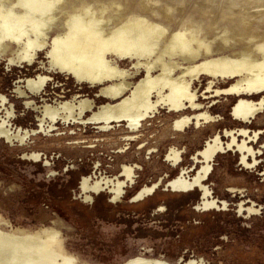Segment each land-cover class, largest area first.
<instances>
[{
  "label": "rangeland",
  "instance_id": "rangeland-1",
  "mask_svg": "<svg viewBox=\"0 0 264 264\" xmlns=\"http://www.w3.org/2000/svg\"><path fill=\"white\" fill-rule=\"evenodd\" d=\"M55 1L23 0V4L34 6L36 9H26V14L42 17L37 21L48 26L49 21L41 12L52 11ZM73 1L94 8L119 4L125 12L136 14V11L164 24L173 32L196 28L200 35L214 40L213 55L231 54L264 42V0ZM0 20L1 24L7 25L6 19ZM132 25L146 29L139 22ZM51 30L46 36L49 42L57 33L63 32L62 21L58 20L50 33ZM227 35L238 40L235 46L223 43V37ZM67 36L71 37V34ZM251 37L258 42L250 46L248 40ZM91 44L92 41H89L88 46ZM17 46V42L10 43L0 55V93L7 95L10 103L16 106L14 117L17 118L13 126L36 128V114L24 109L25 100L17 98L14 91L18 81L27 77L44 73L53 78L41 93L44 98L40 94L35 95L38 104L54 103L79 94L96 98L97 88L80 85L71 76L48 70V43L36 50L34 66H30L32 63H9V56L5 55L12 53L11 49ZM112 58L117 59L115 56ZM118 62L121 67H132L128 60L118 59ZM245 64L256 66L247 61ZM140 77L138 75L133 81L138 82ZM212 80L211 77L201 76L191 83L203 109L216 115L214 118L218 120L213 124L202 123L199 129L194 125L185 130L170 127L176 114L171 115L167 109H161L155 118L150 116V121L137 133L139 139L131 144L127 140L119 141L124 136L122 134L97 133L93 126L80 131L68 130L66 136L63 129L68 123L61 121L57 126L62 130L57 133H40L13 144L0 140V217L7 221L2 228L9 224L19 226L14 229L18 233H30L34 232L31 229L54 223L52 228L58 230L59 227L67 250L90 264H119L135 254L166 262L182 258L188 261L198 257L205 264H264V154L258 157L254 167L242 170L240 155L233 150L214 157L206 185L215 198L221 202L227 201L228 206L222 203L226 210L199 208L198 191L176 193L165 191V186L163 190L159 187L139 200L130 199L144 184L155 183L162 177L174 179L179 174L177 163L172 164L168 160L171 148L178 147L180 164L191 168V159L197 150L203 148L209 136L214 132L242 127L231 115L236 98L214 96L215 89L224 88L229 83L221 78L214 79V89L208 91ZM249 98L256 100L258 96ZM96 101L100 104L107 100L96 98ZM70 126L73 128V123ZM249 127H264V113L257 115ZM80 135L84 138L74 140L73 137ZM62 136L63 139H59ZM88 142L92 145L89 146ZM122 143V148L117 147ZM260 143L261 140L256 148ZM154 144L157 146L150 148L152 152L148 149L137 150L142 145L147 147ZM32 152H37L41 157L27 159V154L31 156ZM124 165L138 170L134 183L125 190L119 201H111L109 193L94 195L90 203L81 200L78 188L81 176L90 174L96 166L93 171L101 168L97 171V175L102 174L99 180L111 179L116 182V176L123 171ZM229 186L240 189L236 194ZM243 198L253 201L258 210L239 216L236 204Z\"/></svg>",
  "mask_w": 264,
  "mask_h": 264
},
{
  "label": "flooded vegetation",
  "instance_id": "flooded-vegetation-1",
  "mask_svg": "<svg viewBox=\"0 0 264 264\" xmlns=\"http://www.w3.org/2000/svg\"><path fill=\"white\" fill-rule=\"evenodd\" d=\"M79 4L74 1L71 2V0H63L60 4L56 3L52 11L44 10L43 13H46L45 15L50 18V23L46 26L37 21L42 17L29 15L30 13L26 14V9L35 10L34 6L24 5L23 0H0V19L4 18L8 21L0 37V55L4 53L10 43L17 42V48H12V53L5 55L9 56L7 58L9 63H26L25 65L32 63L30 66H34L36 50L48 43L49 46L46 49H48L47 53L50 61L47 68L50 72L63 73L74 78L80 85L87 84L91 88H97L96 98H104L107 101L98 104L95 97H85L79 94L69 99L56 100L54 103L38 104L39 101H36L37 97L35 95L40 94L42 98L41 93L46 90L45 85L53 78L51 75L44 73L27 77L18 81L14 91L17 98L25 100L23 103L24 109L36 114V128L13 126L14 120L17 118L14 117L16 106L10 103L11 100L7 95L0 93V140L7 144H13L26 141L32 135L36 136L40 133L46 135L49 132L57 133L62 130L57 126L61 121L63 124L68 123V126H64L63 129L66 136L68 130L80 131L82 128L93 126L97 133L116 132V134H122L124 136H121L119 141L127 140L131 144L132 141L139 139L137 133L145 127L146 122L150 121V116L155 118L161 112V109H167L171 115L176 114V118H174L170 127L185 130L186 127L194 125L199 129L202 123L213 124L218 120L214 118L216 115L203 109L197 91L193 89L191 83L197 77L198 79L201 76L211 77L213 80L208 86V91H212L214 89V79L221 78L229 85L215 89L214 96L224 95L236 98L235 104L231 108V115L242 127L225 129L223 132H214L209 136L203 148L197 150V154L191 159V168L183 167L180 164L181 154L178 147L171 148L168 160L172 164L177 163L180 170L179 174L174 179H163L162 177L155 183L144 184L136 191V194L130 196V199L131 201L139 200L154 193L159 187L163 190L165 186V191L176 193L198 191L199 208L226 210L222 207V203L228 206L227 201L221 202L219 198H215L211 194L209 187L206 185V179L211 172V162L219 153L233 150L235 154L240 155L239 165L241 170L254 167L258 157L264 154V127L258 129L249 127L257 115L264 113V70L243 72L242 70L226 68L217 69L212 61L219 58H225L221 62L226 61L227 63L235 60L241 61V58L246 56L241 57L240 54L245 53H235L239 51L236 50L233 51L236 55H233V52L231 54L213 55L212 45L214 40L203 37L196 28L192 29L198 37L192 40L174 36L182 29L176 31L172 36H169L167 31L164 33L165 35H162V32H160V35L147 34L148 29H161L164 24L159 22L149 24V18L138 14L136 11V14H130L129 11L125 12L124 7L119 4L103 5L97 8L92 5ZM12 20L22 21L23 23L13 22ZM58 20L62 21L63 32L57 33L53 38L58 37L60 39L58 44L61 46V50L59 49L61 53H57L56 48L52 52L55 43L52 44L49 40L46 41L49 30L52 29L50 33L54 30ZM0 21L2 22V20ZM137 22L144 24L146 29L142 26V28H139L132 25ZM75 25L77 28H75ZM1 28L2 26H0ZM68 34H71V37H68ZM229 38L228 42L225 43L223 40V43L228 46H235L238 40L233 37ZM255 39V37H251L248 40L250 46L252 43L258 42ZM106 40H108V44L103 46L106 44ZM239 40H242V38ZM89 41H92L91 46H88ZM258 45L259 43L254 47L244 49L249 53L247 58H255L251 54L257 51V48L260 47ZM107 46L116 47L117 49L113 50L114 52L111 54L104 53L101 55L103 51H106L105 47ZM51 54L55 57L54 59L51 58ZM262 54H264V48ZM113 56L117 59H113ZM247 58L245 61L252 62L248 61ZM118 59L128 60L131 62L132 67H121ZM138 75L141 76L140 80L134 82L133 79ZM19 83H22V85H19ZM227 89H230L232 93L223 94L222 91ZM249 96H258V98L255 100L249 98ZM132 97H134L135 102L133 106L127 108V113L109 116L95 115L103 105H115ZM70 123H73V128ZM74 133L79 134L77 131ZM73 138L75 140V138L82 139L84 137L80 135ZM59 139H63V136ZM260 140L261 143L256 148ZM82 143H86V141ZM87 144L92 145L91 142ZM119 145L117 147L122 148L123 143ZM156 146L157 144L148 145L147 147L142 145L137 150H150V148ZM27 156L29 157L27 159L41 157L37 152H32L31 156L29 154ZM99 162L100 160L97 161V163ZM94 168H92L90 174L81 176L78 181V188L81 191L80 198L83 201L87 200L86 202L89 203L93 200L94 195L101 193H109L110 200L113 202L119 201L125 190L134 183L136 170H138L136 167L124 165L123 171L116 176L117 181L115 182L111 179L99 180L102 174L97 175V171L101 168L98 167L93 171ZM173 182L177 183L180 188L185 189L172 190L169 184ZM229 188L234 189L232 191L236 194V191L240 189L237 186H229ZM236 207L239 216L246 213L251 214L258 210L253 201L245 200V198L238 200ZM6 223L7 221L0 217V232L11 236L30 235L46 227L52 234L56 235L55 240L52 241L58 242L55 252L60 256L59 263L90 264L79 260L67 250L59 227L58 230L52 228L54 223L31 229L34 232L30 233H18L14 229L19 226L9 224L2 228ZM52 241L48 240V243ZM119 264H205V262L198 257L188 261L182 258L175 262H166L161 259L135 254Z\"/></svg>",
  "mask_w": 264,
  "mask_h": 264
},
{
  "label": "bare ground",
  "instance_id": "bare-ground-1",
  "mask_svg": "<svg viewBox=\"0 0 264 264\" xmlns=\"http://www.w3.org/2000/svg\"><path fill=\"white\" fill-rule=\"evenodd\" d=\"M62 2H63V0H56L55 1V3H57V4H60ZM48 7H50V6L48 5ZM41 9L39 8V10H41ZM43 11L41 13H43ZM45 14L43 13V16L45 19L47 18L46 20L49 21L48 22V24H49L50 18L47 17V15H45ZM0 23H1V21H0ZM148 23L149 24L150 23L156 24L157 22L154 20L148 19ZM0 26H2V28L0 29V37H1L3 34L2 30L5 29L6 25L0 24ZM162 28L161 29L150 28L151 30L148 33H151L152 35H160V32H162V35H165L164 33H166V31H167V34L169 36L170 35L172 36L176 33V32L170 31L169 28L165 25L162 26ZM174 36L175 37H181V38H188L189 40H192L193 38L198 37V35L194 34V29H190V30L182 29V30H180V32L178 34H176ZM111 38H113V37H111ZM229 39H230L229 35L223 37V40L225 41V43L228 42ZM59 40L60 39L58 37H55L52 39V44L55 43L54 49L52 52H54V50L56 48L57 53H61L59 51V49L61 47L58 44ZM112 40H114V39H112ZM106 44H108V40H106ZM259 45H260V47L257 48V51L254 50L255 52L253 54H251L252 56H255V58L253 57L251 60H248L250 58H247L249 53L244 51V49H242V50H239L238 52H235V53H245V54H240L241 57L243 55L246 56L245 58H241V61L235 60V61L227 63L226 61L221 62V61H224L225 58H219V59H216L212 62L215 63V66H217V69H222V68L225 69L226 68V69H231V70H242L243 72H250L251 70H264V54H262L263 48H264V42L259 43ZM116 49H117L116 47L107 46V47H105L106 51H103L102 53L101 52L100 53H101V55L104 53L111 54L114 52L113 50H116ZM235 53L233 52V55H236ZM52 54H51V58L54 59L55 55L53 54L54 56H52ZM246 58L248 61L253 62V63L252 62H248V63L254 64L256 66H251L249 64H245V61H243V59L245 60ZM74 70H76V69H74ZM222 93L223 94H231L232 92H230V89H227L225 91H222ZM133 96H134V94H133ZM134 102H135L134 97H132L131 99L122 100L121 102H119L115 105L106 104V105L101 106L100 110L95 115L109 116V115H115V114H124L125 112L127 113L128 107L134 105ZM169 185H170L171 189L175 190V191L176 190L180 191V190L185 189V188H180L179 186H177V183H175V182L170 183ZM55 238H56V235L52 234L51 231L47 228L43 229L40 232H34L30 235H25V236H11L10 234L7 235L5 233L0 232V264H61L58 262L60 256L57 255L55 252V250H56L55 247L58 245V242L52 241V240H55ZM48 240H50L52 242L48 243Z\"/></svg>",
  "mask_w": 264,
  "mask_h": 264
}]
</instances>
